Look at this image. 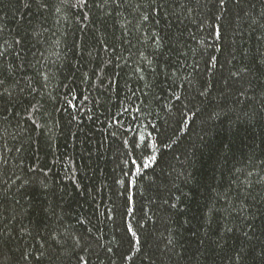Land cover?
Returning <instances> with one entry per match:
<instances>
[{"label": "trees", "instance_id": "trees-1", "mask_svg": "<svg viewBox=\"0 0 264 264\" xmlns=\"http://www.w3.org/2000/svg\"><path fill=\"white\" fill-rule=\"evenodd\" d=\"M0 264H264V0H0Z\"/></svg>", "mask_w": 264, "mask_h": 264}, {"label": "snow or ice", "instance_id": "snow-or-ice-1", "mask_svg": "<svg viewBox=\"0 0 264 264\" xmlns=\"http://www.w3.org/2000/svg\"><path fill=\"white\" fill-rule=\"evenodd\" d=\"M223 2H224V0H221V3H223ZM145 19H147V17H145ZM217 36H219V32H218V30H217ZM152 159L154 160L155 157H152ZM133 163H135V161H133ZM145 166H147V165H145ZM137 172H139V168H137ZM128 231H129V232H132V229L129 228ZM133 235H135V233H133ZM138 242H139V241L137 240V243H138Z\"/></svg>", "mask_w": 264, "mask_h": 264}]
</instances>
